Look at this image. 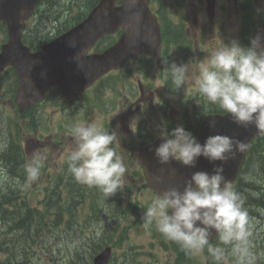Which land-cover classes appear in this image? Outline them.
<instances>
[{
	"label": "clouds",
	"instance_id": "1",
	"mask_svg": "<svg viewBox=\"0 0 264 264\" xmlns=\"http://www.w3.org/2000/svg\"><path fill=\"white\" fill-rule=\"evenodd\" d=\"M71 46L75 47L74 42ZM190 64L191 61L167 65L165 71L175 86L173 91L183 89L192 75L198 95L206 104L230 115L236 125H254L264 134V35L252 38L250 46H242L236 40L224 43L199 61L194 71H190ZM138 119L135 117L133 121ZM209 126L214 128L215 121H210ZM68 133L75 147L67 155V171L77 183L97 188L105 198L114 196L122 189L126 172L124 161L116 151L119 133L84 122L72 125ZM160 135L164 142L154 149V155L161 165L175 160L192 168L200 157L210 163L227 162L247 147L244 142L225 135L209 136L201 144L182 125L170 133L164 129ZM44 159L36 153L25 163L27 181L38 179ZM223 173V164L214 167L211 173L196 171L186 181L183 191L169 187L157 193L143 212V226L145 229L154 226L188 255H200L206 249L214 264H256L250 239L253 226L244 207L245 199ZM154 179L157 183L164 182L162 176ZM212 230L216 232L218 245L210 243Z\"/></svg>",
	"mask_w": 264,
	"mask_h": 264
},
{
	"label": "rangeland",
	"instance_id": "2",
	"mask_svg": "<svg viewBox=\"0 0 264 264\" xmlns=\"http://www.w3.org/2000/svg\"><path fill=\"white\" fill-rule=\"evenodd\" d=\"M64 18H62L63 20ZM239 21V15L237 17V24ZM239 28V27H238ZM220 37V35H218ZM4 38V32L0 33V40ZM138 68L136 66H132L131 69L125 74V82L117 85V90H123L124 92L130 91L131 87L133 89L138 88V78L139 73H136L133 77H128V75L132 71H137ZM7 79V78H6ZM0 151L4 152V157L0 158V191L2 196L6 195L7 183H6V173L7 168L13 165V161L18 157L13 151H8L9 141H11V136L8 135V129L11 128V119H14V111L16 106L12 102L11 97V87L3 83L0 80ZM191 89L185 88L184 92H189ZM108 94L104 95V101L102 99L97 100V106L104 105L111 106V103L107 100ZM116 98V97H115ZM167 98V93L165 89L164 81L154 82L153 89V97H150V92H144L143 96L140 98L138 95L136 96L134 103L129 105L128 112V120L132 123L133 118L139 117L142 120L143 126L149 131L153 128V126L157 127L158 123H148L145 121L147 116H149V112L155 108L159 103L164 102ZM173 104L176 105L174 99L170 97ZM92 105L94 102L92 101ZM127 107V103H125L124 108ZM53 108H49V112ZM115 110H119V106L114 108ZM158 113L163 115L162 110L158 108ZM53 117L55 119L58 118V113L56 110L52 112ZM138 119V120H139ZM124 121L123 123L119 122L116 124L114 129L119 125L118 129L120 133L124 135L126 143L128 142H136L138 138L133 140L129 139L133 137V135H128L127 130L122 127L124 123H128ZM137 120V121H138ZM133 121V125L137 122ZM20 125V140L23 145H25L26 136L32 132L27 127L26 122L23 119L19 121ZM18 137V134L13 135V138ZM120 149H123V142L120 140ZM38 153V152H37ZM7 164L9 167L3 164ZM1 164L4 166L2 167ZM264 167V158H260L255 162V172L251 177V181L256 180L258 182H262L264 179V170L258 169V167ZM263 175V176H262ZM42 177V181L38 180ZM37 180L35 181H27V187L22 192L21 189H18L16 193H14V198L21 195L24 199L29 200L32 210L38 216H32V220L34 222L39 221L38 229L42 232L43 237L41 238V244H39L37 239V244L39 245V254L44 257L46 260L50 261V264H73L72 257H76V253H81L85 255V257L89 260L90 248L89 244L90 236L89 233L98 236L99 241L105 240L108 241V236L113 235L115 229L118 232L113 237V242H117L120 240V233L126 234L129 238L123 244V246L119 249H114L116 254L122 253L124 250L129 249V244H132L138 248V251L142 253V255L138 256V260H151L149 257L147 259V255L145 252H150L154 248L152 247L153 233L147 230H138L135 226V217L131 215H125V207L126 203H120L114 199L107 198H97L98 189L94 187L90 188H82L77 191L76 194L81 195L80 200H75L72 198V195L69 192L67 187H54L52 185H47L44 183L45 178L43 175H39ZM128 180V179H127ZM13 188V186H10ZM249 187L245 188V192L248 193ZM133 196V194H130ZM264 197V194L260 197ZM259 198V199H260ZM8 202V201H7ZM21 202V200H20ZM8 203L0 204V210H5V215L7 214H16L12 208H5ZM9 206L11 204L9 202ZM255 210H261L258 206L255 207ZM20 211V210H19ZM21 215V214H16ZM24 216V215H22ZM134 221L133 227L130 230H126V219ZM16 220H19L18 218ZM32 227L31 221H26L23 225L18 224L14 220H0V264L4 261L5 264H24L22 262L20 251L22 249L21 245L23 241L20 240L19 234L22 232L28 231ZM99 233V235H98ZM96 238H93L92 241H95ZM7 242V245H1V242ZM128 246V247H127ZM252 248L254 246L252 245ZM58 249H63L60 256L58 258H53V256H58ZM85 249V252L83 251ZM154 252H157V258L160 260L161 264H173L176 254L167 253L166 251L160 249L159 246H155ZM197 262H201L202 264H208L207 261L212 259L209 254H206L204 251L200 255H196ZM135 260V264H140L138 260ZM125 264H129V261H124ZM81 264H86L85 260L81 261ZM112 264H115L113 261Z\"/></svg>",
	"mask_w": 264,
	"mask_h": 264
},
{
	"label": "water",
	"instance_id": "3",
	"mask_svg": "<svg viewBox=\"0 0 264 264\" xmlns=\"http://www.w3.org/2000/svg\"><path fill=\"white\" fill-rule=\"evenodd\" d=\"M22 1L24 0H16V2ZM28 1L30 3H35L38 0ZM115 2L116 0H102L99 5L92 10L86 20L49 45L51 48L45 51L43 57V60L53 64V66H49L51 69V80L49 81V85L58 84L66 92L72 94L77 88H82L87 84L88 80H90L89 78H82L85 74L84 69L86 65L92 66L89 70L93 74L98 72L100 68L105 70L107 67V56H109L111 60H118L120 57L127 56L131 52V49L134 53L142 52L140 48H142L144 41H148L149 39H153V47L156 49L158 48L159 37L156 34L157 24L149 13L146 3L143 4L141 0H125L123 6L116 7ZM16 6L17 5L13 4V0H9L5 9L0 8V19L7 21L10 28H13L15 24H20L18 22L26 16L24 13L25 10L23 13H19L20 11L16 10L18 9ZM120 27H124L126 31L118 43L100 56L85 55V52L93 46L97 39L104 34L115 32ZM71 42H74L75 47L71 46ZM66 47H68V54H58L57 61L52 60L50 55L55 52V50L57 52ZM22 58V63L17 70L26 85L29 79V72L25 64L24 55H22ZM66 58H69L68 65L66 64ZM15 61L14 59L12 62L15 63ZM75 78L77 80L75 84L77 87L74 85ZM43 88L42 90H44ZM217 122L221 127L224 123L228 122V117H218ZM233 124L236 125L235 123ZM220 127L215 129L213 133L219 134L221 130ZM258 133L257 129H254L241 135V138L248 140ZM199 164V161H197L196 167H183L177 171L172 169L168 170L166 172L168 176L164 179V182H156L153 186L160 193L166 191L169 187H177L183 191L186 181L196 172L192 169L202 170ZM159 171L161 170L159 169ZM178 177H182L185 181Z\"/></svg>",
	"mask_w": 264,
	"mask_h": 264
},
{
	"label": "trees",
	"instance_id": "4",
	"mask_svg": "<svg viewBox=\"0 0 264 264\" xmlns=\"http://www.w3.org/2000/svg\"><path fill=\"white\" fill-rule=\"evenodd\" d=\"M49 1H51V2H53V3H57V4H59L62 0H49ZM96 1H97V0H85V1H81V4H84V5H85V10L82 11V12L79 14V16L76 17L74 20H77V19H78L77 21L81 20L82 15L85 13V11H86L87 9H89L92 5H94ZM81 10H82V9H81ZM77 21H76V22H77ZM9 160L12 162L11 159H9ZM247 190H248V193L244 191V193H245L246 196H247V199H248L249 201H253L255 207L258 206V205H259V198H260L264 193H263L262 191H260L259 189H257V187H249V189H247ZM22 219H23V217H22Z\"/></svg>",
	"mask_w": 264,
	"mask_h": 264
}]
</instances>
